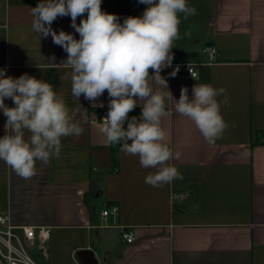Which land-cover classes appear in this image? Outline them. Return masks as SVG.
Returning a JSON list of instances; mask_svg holds the SVG:
<instances>
[{"label": "crops", "instance_id": "crops-1", "mask_svg": "<svg viewBox=\"0 0 264 264\" xmlns=\"http://www.w3.org/2000/svg\"><path fill=\"white\" fill-rule=\"evenodd\" d=\"M39 2L0 0V69L13 78L28 74L47 81L69 109L80 104L85 119L82 135L62 138L59 158L38 161L31 179L0 161V212L17 225L50 229L46 256L32 248L33 257L43 264H264V0H188L196 15L187 20L181 15L172 63L197 62L198 76L173 77L171 67L161 75L177 101L182 88L191 98L196 84L224 88L218 100L227 129L209 143L175 111L176 101L167 100L169 115L161 126L165 143L180 153L170 164L183 179L159 187L145 183L155 169L141 167L139 157L120 147L119 168L109 170L112 145L98 120L108 93L94 102L72 96L70 80L61 79L71 71L67 53L51 35L38 39L33 32L31 8ZM147 7L138 0L101 3L120 23L142 16ZM51 27L79 39L70 16L58 17ZM205 45L217 48L216 61H205ZM5 104L14 106L10 98ZM140 115L138 106L129 119ZM6 119L0 110V137ZM113 204L118 213L104 219L102 210ZM125 228L134 230L133 242L122 238Z\"/></svg>", "mask_w": 264, "mask_h": 264}, {"label": "clouds", "instance_id": "clouds-1", "mask_svg": "<svg viewBox=\"0 0 264 264\" xmlns=\"http://www.w3.org/2000/svg\"><path fill=\"white\" fill-rule=\"evenodd\" d=\"M138 2L148 5L143 15L129 16L120 23L118 16L102 11V0H40L31 8L32 29L38 39L51 35L53 43L67 53L65 63L71 71L61 79L70 80L77 101L83 95L94 102L107 91L109 110L101 133L109 145H119L125 155L139 157L141 167L155 169L145 177V183L159 187L183 179L170 164L180 153L165 143L166 132L161 126L169 115L166 101L174 99L161 72L172 65L181 15L187 20L196 15V9L188 0ZM85 14L77 24V18ZM65 16L71 17L79 39L52 29V23ZM178 71L176 68L170 75L174 77ZM189 71L195 79L190 66ZM225 92L210 84H196L190 98L188 89L182 88L179 100L174 99L175 111L192 121L207 142L215 143L227 129L218 100ZM6 98L13 101V107L6 106ZM223 103H228L226 96ZM138 106L140 117L129 119ZM80 109V104L76 110L69 109L64 97L45 80L28 74L13 78L0 69V110L7 118L5 135L0 137V161L22 179H31L38 161L47 164L59 158L62 138L82 135L85 116Z\"/></svg>", "mask_w": 264, "mask_h": 264}, {"label": "built area", "instance_id": "built-area-1", "mask_svg": "<svg viewBox=\"0 0 264 264\" xmlns=\"http://www.w3.org/2000/svg\"><path fill=\"white\" fill-rule=\"evenodd\" d=\"M205 61L212 62L218 59V50L214 45L202 47ZM197 62L172 63L171 70L179 68L177 73L184 72L189 77L191 73L189 66L195 77L198 76ZM108 106L102 107L98 112V120L103 123V119L108 115ZM183 192H173V197L183 196ZM118 205L113 204L102 210L103 218L118 213ZM122 238L126 242H133L136 239L132 228L122 230ZM50 242V229L47 226L33 227L17 225L12 222L10 214L0 212V260L3 264H40L31 254L30 249L38 248L46 256Z\"/></svg>", "mask_w": 264, "mask_h": 264}, {"label": "trees", "instance_id": "trees-1", "mask_svg": "<svg viewBox=\"0 0 264 264\" xmlns=\"http://www.w3.org/2000/svg\"><path fill=\"white\" fill-rule=\"evenodd\" d=\"M119 145H112L111 150H112V163L110 167V171H117L119 168V161H118V149Z\"/></svg>", "mask_w": 264, "mask_h": 264}, {"label": "rangeland", "instance_id": "rangeland-1", "mask_svg": "<svg viewBox=\"0 0 264 264\" xmlns=\"http://www.w3.org/2000/svg\"><path fill=\"white\" fill-rule=\"evenodd\" d=\"M40 263V262H39ZM40 264H43V263H40Z\"/></svg>", "mask_w": 264, "mask_h": 264}]
</instances>
